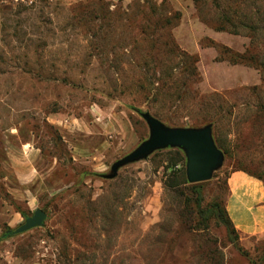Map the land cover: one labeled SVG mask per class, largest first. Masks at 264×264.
<instances>
[{"label": "rangeland", "instance_id": "obj_1", "mask_svg": "<svg viewBox=\"0 0 264 264\" xmlns=\"http://www.w3.org/2000/svg\"><path fill=\"white\" fill-rule=\"evenodd\" d=\"M214 16L209 1L0 0V235L46 212L0 240V264H264V229L232 222L235 247L223 225L187 212V184L169 167L185 174L180 148L105 177L148 138L140 112L210 123L224 158L202 181L205 202L227 210L238 173L231 202L264 225V71L218 61L210 46L264 53V42L215 31Z\"/></svg>", "mask_w": 264, "mask_h": 264}, {"label": "trees", "instance_id": "obj_2", "mask_svg": "<svg viewBox=\"0 0 264 264\" xmlns=\"http://www.w3.org/2000/svg\"><path fill=\"white\" fill-rule=\"evenodd\" d=\"M209 1L215 16L207 20L215 31H226L232 34H247L251 39H256V35L262 36L264 42V0H193L197 6L205 5ZM260 14V19L256 16ZM258 17V16H257ZM211 41V40H210ZM255 41V40H254ZM210 46L217 49L218 61H226L230 64H243L258 68L264 71V53L260 50L255 51L253 45L247 46L243 52H237L231 48L211 41ZM188 73L197 74L193 66H187ZM194 71V72H193ZM264 82V80H262ZM264 111V105L261 106ZM205 121L207 119H204ZM208 122H212L208 120ZM172 163L169 167L172 169V175L179 179L182 177V183L185 191L182 192L184 207L189 214L194 215L198 226L208 225L214 221L216 224L223 225L227 232V238L237 246V235L234 225L227 213V210L220 200L205 202L203 182L189 183L185 177L184 170ZM181 175V176H180ZM257 177L261 178V175ZM264 182V179H263ZM25 216V212H21ZM14 230L6 228L0 235V240L11 236ZM264 261V254L262 256Z\"/></svg>", "mask_w": 264, "mask_h": 264}, {"label": "water", "instance_id": "obj_3", "mask_svg": "<svg viewBox=\"0 0 264 264\" xmlns=\"http://www.w3.org/2000/svg\"><path fill=\"white\" fill-rule=\"evenodd\" d=\"M140 114L149 128L148 138L134 150L114 161L110 173L105 175L106 178H115L120 167L144 159L154 151L167 147L180 148L184 152L185 174L189 183L209 180L213 172L222 165L224 154L214 142L210 123L199 127L168 126L147 111ZM45 218L46 212L37 208L15 228L14 232L21 233L42 226Z\"/></svg>", "mask_w": 264, "mask_h": 264}, {"label": "crops", "instance_id": "obj_4", "mask_svg": "<svg viewBox=\"0 0 264 264\" xmlns=\"http://www.w3.org/2000/svg\"><path fill=\"white\" fill-rule=\"evenodd\" d=\"M242 179H243V176H241L238 173L233 174L231 176V180L229 182L230 195H229L228 203H227V212H228L230 219L232 220V222L235 224L237 228L245 232L257 233L264 229V225L253 224V221L251 220L252 218L249 219L241 211H237L231 202V200L234 197L233 190L235 189L233 184L240 183ZM261 186L264 188L263 185ZM259 207H264V201H260L255 204V208H259Z\"/></svg>", "mask_w": 264, "mask_h": 264}]
</instances>
